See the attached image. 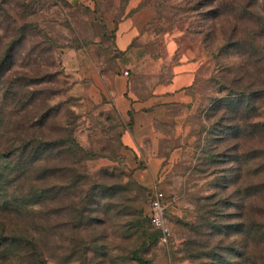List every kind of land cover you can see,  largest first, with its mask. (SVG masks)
Wrapping results in <instances>:
<instances>
[{
    "label": "rangeland",
    "instance_id": "rangeland-1",
    "mask_svg": "<svg viewBox=\"0 0 264 264\" xmlns=\"http://www.w3.org/2000/svg\"><path fill=\"white\" fill-rule=\"evenodd\" d=\"M212 5L0 0V264H264V129L236 139L224 131L223 142L207 127L220 118L210 117L226 95L220 79L239 77L245 63L239 49L223 46L231 19L214 16ZM125 17L138 33L119 49ZM182 54L203 62L200 100L193 112L160 109L155 144L145 138L140 146L141 157H155L150 170L123 150L122 133ZM116 78L132 103L125 116L114 103ZM263 100L252 120L264 124ZM240 116L232 107L221 126L238 125ZM238 139L248 140L246 163L226 149ZM154 187L174 198L164 242L145 223L140 238L120 210L147 211Z\"/></svg>",
    "mask_w": 264,
    "mask_h": 264
},
{
    "label": "trees",
    "instance_id": "trees-1",
    "mask_svg": "<svg viewBox=\"0 0 264 264\" xmlns=\"http://www.w3.org/2000/svg\"><path fill=\"white\" fill-rule=\"evenodd\" d=\"M211 1L214 2V5H212L214 16L224 13L227 15L228 19H231L230 32L225 39L229 42L227 44L225 43L223 46L225 48L234 47L235 49H239V54L243 56L245 60V63L241 64L239 77L233 75L229 80L227 78L224 80L220 79L222 86H220L218 90H224L226 95L217 98L220 100L221 104L210 114V117H212L217 111H220V118L217 122L209 123L207 126L208 128L219 129L223 134L221 136L215 135L216 139L225 142L228 140V134H225L226 132L224 133V131L233 130V133L229 136H231L232 139H236L241 134L245 136L244 138H247V136L256 133L257 130L264 129L263 123L252 120V117L262 103L261 99L264 96V76L262 75V71H264V0ZM11 50L12 48L10 45L6 50L4 57L1 59V62H4L5 60L8 61ZM5 65V67H7L8 63ZM232 107L235 111H240L241 116L239 120H241V122L238 125L231 124L230 127L227 125V127L221 126L222 121L224 119L227 120L226 114L229 113ZM235 118V115L232 116V120ZM247 142V139H244V141L238 139L231 145H227L228 147L226 149L237 150L238 153L235 152L234 159L240 161L244 160L246 163L252 157V154L248 155L249 152L246 156L242 153L243 147L247 146ZM100 189L110 195L109 189L113 188L104 185L100 186ZM115 192L117 193L118 189ZM90 195L95 196V190H91ZM130 199L132 198H126V201L129 202ZM225 202L227 203L226 200ZM168 209L166 210L165 218L167 217ZM120 210L122 212L126 211V213L131 215L128 222L129 226L138 232L140 238L142 237L145 239L144 223L151 227L148 218V210L144 211L142 208H135L133 207V204H127L120 208ZM251 224H253L252 221ZM216 227H218V230H221L219 226ZM250 233L251 229L249 230V235ZM188 235L191 236L192 233L189 232ZM191 239L192 238H190V240ZM132 253L133 251L130 252L131 257ZM192 253L193 252L189 255H193ZM248 257L249 256L246 255V261L248 260Z\"/></svg>",
    "mask_w": 264,
    "mask_h": 264
},
{
    "label": "crops",
    "instance_id": "crops-1",
    "mask_svg": "<svg viewBox=\"0 0 264 264\" xmlns=\"http://www.w3.org/2000/svg\"><path fill=\"white\" fill-rule=\"evenodd\" d=\"M137 33L138 29L131 17L122 19L117 26L118 48H127ZM202 63L194 55L182 54L176 59L169 81L160 85L143 102L142 107H148V109L144 111L142 108H135L132 129H126L122 133L121 140L125 146L123 150L130 152L131 155L136 153L138 157H141L140 146L144 144L145 138H149L151 144H155L152 121L163 106L174 105L184 112L189 110L193 112L197 108L201 96L198 85L202 76ZM115 87L114 103L119 112L125 116L132 107V103L123 94L126 88L125 82L121 78H116ZM141 159L146 161L148 169L153 170L155 165L153 155L146 157L142 154ZM136 177H139L142 182L146 180L143 172L136 171Z\"/></svg>",
    "mask_w": 264,
    "mask_h": 264
},
{
    "label": "built area",
    "instance_id": "built-area-1",
    "mask_svg": "<svg viewBox=\"0 0 264 264\" xmlns=\"http://www.w3.org/2000/svg\"><path fill=\"white\" fill-rule=\"evenodd\" d=\"M173 201L174 198L160 188L154 187L149 193L147 211L149 222L151 227L158 232V239L162 242L166 241L169 235L165 213Z\"/></svg>",
    "mask_w": 264,
    "mask_h": 264
}]
</instances>
